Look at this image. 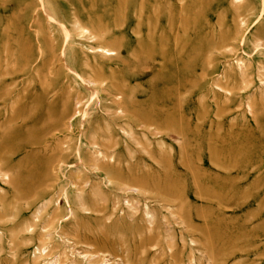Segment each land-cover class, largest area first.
Wrapping results in <instances>:
<instances>
[{
	"label": "rangeland",
	"instance_id": "rangeland-1",
	"mask_svg": "<svg viewBox=\"0 0 264 264\" xmlns=\"http://www.w3.org/2000/svg\"><path fill=\"white\" fill-rule=\"evenodd\" d=\"M0 264H264V0H0Z\"/></svg>",
	"mask_w": 264,
	"mask_h": 264
},
{
	"label": "bare ground",
	"instance_id": "bare-ground-1",
	"mask_svg": "<svg viewBox=\"0 0 264 264\" xmlns=\"http://www.w3.org/2000/svg\"><path fill=\"white\" fill-rule=\"evenodd\" d=\"M237 2V1H236ZM239 2V1H238ZM45 15V14H44ZM48 18V17H47ZM254 112V111H253Z\"/></svg>",
	"mask_w": 264,
	"mask_h": 264
}]
</instances>
